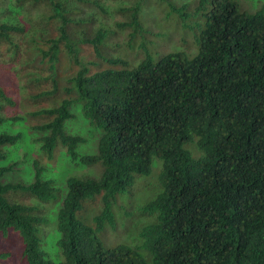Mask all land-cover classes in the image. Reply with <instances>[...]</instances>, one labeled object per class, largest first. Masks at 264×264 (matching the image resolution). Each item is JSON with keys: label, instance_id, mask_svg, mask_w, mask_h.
<instances>
[{"label": "trees", "instance_id": "1", "mask_svg": "<svg viewBox=\"0 0 264 264\" xmlns=\"http://www.w3.org/2000/svg\"><path fill=\"white\" fill-rule=\"evenodd\" d=\"M152 2L193 53L149 45L167 36H146ZM112 8L122 18L107 23L101 0H0V124L28 120L38 160L63 148L70 164L98 169L58 183L35 160L30 181L11 183L0 165V238L16 234L27 264H264V4ZM120 48L143 56L131 62ZM13 76L24 79V103ZM20 103L33 106L19 115ZM24 134L0 132V160ZM154 169L153 194L140 201L134 186ZM135 201L146 222L105 245L119 209L123 225L133 222ZM10 255L0 250V262Z\"/></svg>", "mask_w": 264, "mask_h": 264}, {"label": "rangeland", "instance_id": "2", "mask_svg": "<svg viewBox=\"0 0 264 264\" xmlns=\"http://www.w3.org/2000/svg\"><path fill=\"white\" fill-rule=\"evenodd\" d=\"M105 7L107 8L108 13L104 16L105 21L110 23L112 20H120L122 17L120 14L115 13L113 10V6L117 4L120 0H101ZM243 9L246 11H254L262 4H264V0H237ZM147 10L149 11L151 17L144 20V29H148L149 31L146 33V36L150 39L153 34L152 32L161 31V29L167 31L166 33H161V35H154L152 43L149 45L153 48L156 45L158 49L164 51H171L175 49H184L187 50L188 53H193L195 51V46L192 42L185 44L182 41V36L179 31L175 29L174 23L172 21H165L163 18L162 12L154 6V3L148 4ZM91 10V9H90ZM96 10V9H95ZM97 11V10H96ZM98 17L101 15L98 13ZM171 24H170V23ZM159 25V26H158ZM126 40V34L121 33L116 38H114V43H123ZM121 55H125L131 61L136 63L142 56L143 53L141 50L136 48L134 51L125 50V48H120ZM12 80L14 84L17 86V98L21 101V95L24 92L23 82L24 79L21 77L13 76ZM33 105L26 104L22 105L20 103L18 108L19 115H22L27 108ZM4 116L11 114V108L6 107L2 112ZM8 121V120H7ZM29 121H16V122H4V124H0V132L3 130H8L12 133L16 132H24V136L19 139V141L14 144L6 147L7 156L0 160V165L9 166L11 170L6 174L4 180L7 182L15 183V182H28L33 178L34 175V161L38 160L39 157V145L32 141L31 132L27 130V125ZM85 129V128H84ZM91 145L86 146L85 150L89 149ZM194 149V146L191 145ZM38 162L40 166H44L45 174L48 177L54 178L58 183L65 181L66 177L71 174L76 175H94L97 174L98 169L96 167H86V166H75L69 163L67 160L66 154L63 148H59L56 151L55 158L51 161L46 160L44 157L39 159ZM159 164H156L158 167ZM158 170L154 169L153 179L149 178H140L134 186V192L136 197L140 200H146L151 197L153 194L154 184L156 182V174ZM16 197V196H15ZM19 198L24 197L20 196ZM29 202L37 203V201L33 198L26 199ZM25 200V201H26ZM45 211V214L53 208V204L47 203H38ZM136 201L135 205L130 207V211L133 212V222H130L128 219L125 225L122 224L123 220L121 219V212H119V226L117 230H105L102 233V237L104 244L107 246V243L119 242L125 240V237L130 234L132 236H136L137 232L141 225H143L146 221L143 217H138V210L136 209ZM121 220V221H120ZM43 237L46 242V247L49 250L55 249V242L58 237V232L55 226V223L52 221L48 226L44 227ZM7 249L11 252L10 258L6 259L0 264H27L22 255H21V242L16 234L11 233L6 238H0V250Z\"/></svg>", "mask_w": 264, "mask_h": 264}]
</instances>
